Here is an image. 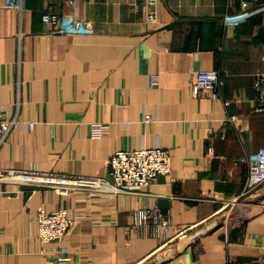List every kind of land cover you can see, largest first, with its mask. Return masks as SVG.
Segmentation results:
<instances>
[{
	"label": "crops",
	"instance_id": "1",
	"mask_svg": "<svg viewBox=\"0 0 264 264\" xmlns=\"http://www.w3.org/2000/svg\"><path fill=\"white\" fill-rule=\"evenodd\" d=\"M72 1L0 0V105L12 115L20 101V119L34 122L11 131L0 169L104 176L117 151L161 147L172 170L113 201L0 182V264H48L53 246L67 264H259L264 184L244 190V160L264 147V0H159L155 23L145 0ZM47 14L90 31L49 33ZM197 70L220 72L222 99L195 96ZM94 123L107 133L93 137ZM147 207L169 228L126 236ZM40 208L73 218L59 243L40 241Z\"/></svg>",
	"mask_w": 264,
	"mask_h": 264
},
{
	"label": "built area",
	"instance_id": "2",
	"mask_svg": "<svg viewBox=\"0 0 264 264\" xmlns=\"http://www.w3.org/2000/svg\"><path fill=\"white\" fill-rule=\"evenodd\" d=\"M72 4V0H65ZM159 0H145L146 22L155 23L157 20L156 7ZM232 1V0H231ZM17 10L21 9L20 3H11ZM243 8L248 2L242 1ZM228 17H225V21ZM42 22L49 29V33H85L90 28L82 22L71 17L57 15H44ZM21 36V34L19 35ZM152 84H157V77H152ZM264 75H256L255 86L258 98L263 99L262 87ZM224 80L219 71L197 70L193 92L200 97L208 93L213 101L222 99ZM20 101L14 104V113L10 114L8 105H0V147L6 142L13 129L26 126L32 130L34 122H24L20 119ZM229 103L225 101V105ZM227 121H237L236 115H229ZM106 125L94 123L91 135L95 138L107 133ZM247 166L248 177L244 190H253L264 184V147L257 153L246 155L244 160ZM107 174L104 176L67 175L60 173L40 172L20 169H0V182L6 184H29L37 188H50L59 195H68L73 191L82 190L89 197L100 195L113 201L120 194H137L154 183L158 177H166L172 170V157L170 151L161 147L141 148L137 150L117 151L107 161ZM73 218L64 209L46 213L40 208L37 213L38 237L42 243H59L71 227ZM169 228V220L158 207H147L134 211L133 223L125 229L126 236L134 233L139 238H160ZM183 233V231L181 232ZM51 250L55 255L48 264H67L68 258L59 247L53 246ZM264 264V250L259 260Z\"/></svg>",
	"mask_w": 264,
	"mask_h": 264
},
{
	"label": "rangeland",
	"instance_id": "3",
	"mask_svg": "<svg viewBox=\"0 0 264 264\" xmlns=\"http://www.w3.org/2000/svg\"><path fill=\"white\" fill-rule=\"evenodd\" d=\"M189 230V228H183L181 229V231L178 232V234L175 237H180L182 236L184 233H186ZM183 231V233H181Z\"/></svg>",
	"mask_w": 264,
	"mask_h": 264
},
{
	"label": "water",
	"instance_id": "4",
	"mask_svg": "<svg viewBox=\"0 0 264 264\" xmlns=\"http://www.w3.org/2000/svg\"><path fill=\"white\" fill-rule=\"evenodd\" d=\"M163 260L162 259H159L158 262L161 263Z\"/></svg>",
	"mask_w": 264,
	"mask_h": 264
}]
</instances>
